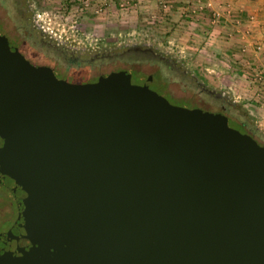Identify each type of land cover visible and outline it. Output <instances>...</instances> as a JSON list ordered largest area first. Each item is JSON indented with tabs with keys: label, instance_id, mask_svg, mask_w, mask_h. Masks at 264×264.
Returning <instances> with one entry per match:
<instances>
[{
	"label": "water",
	"instance_id": "obj_1",
	"mask_svg": "<svg viewBox=\"0 0 264 264\" xmlns=\"http://www.w3.org/2000/svg\"><path fill=\"white\" fill-rule=\"evenodd\" d=\"M0 264H264V146L120 71L59 79L0 33Z\"/></svg>",
	"mask_w": 264,
	"mask_h": 264
},
{
	"label": "rangeland",
	"instance_id": "obj_2",
	"mask_svg": "<svg viewBox=\"0 0 264 264\" xmlns=\"http://www.w3.org/2000/svg\"><path fill=\"white\" fill-rule=\"evenodd\" d=\"M122 1L29 0V3L33 15L47 35H52L54 42L79 58L90 61L96 53L119 51L132 44L147 43L177 60L194 80L197 79L213 90L236 100V106L228 107L231 115L242 119L241 116L246 114L249 120L261 127L254 104L246 103L238 97L233 83L222 81L223 76L217 73V69L211 72L210 65L213 63L208 59V52L194 49V42L187 40V37L180 33L181 28H178L177 22L172 19L178 16L176 19L183 20L184 17L177 13L175 15V7L166 10L158 2L153 7H141L145 0H131L122 6ZM48 53L54 55L53 52ZM70 67L74 72L83 71L86 75H91L102 72L106 69V64L86 62L78 67ZM170 76L177 82L181 81L178 77ZM181 83V88L188 86L192 91H198L187 82ZM206 100L203 105L207 108L216 107L212 100Z\"/></svg>",
	"mask_w": 264,
	"mask_h": 264
},
{
	"label": "flooded vegetation",
	"instance_id": "obj_3",
	"mask_svg": "<svg viewBox=\"0 0 264 264\" xmlns=\"http://www.w3.org/2000/svg\"><path fill=\"white\" fill-rule=\"evenodd\" d=\"M0 33L32 64L51 68L59 79L72 83H90L98 81L102 76L125 71L131 74L133 83L147 85L173 104L222 113L228 117V121L233 117L228 107L236 106V100L213 90L197 79L194 80L177 60L147 43L132 44L119 51L96 53L90 61L79 58L54 42L52 35H47L46 30L33 15L29 0H0ZM48 52H53L54 55ZM86 62L89 64L103 62L106 69L100 73L86 75L83 71L74 72L70 67H78ZM170 75L195 86L198 91H192L188 86L181 88L183 83L173 80ZM206 99L212 100L216 107L207 108L203 105V102H207ZM241 117L247 121L243 123L246 132H242L250 134L264 146V131L249 120L246 114ZM17 214L12 194L0 183V232L7 230L14 223Z\"/></svg>",
	"mask_w": 264,
	"mask_h": 264
},
{
	"label": "crops",
	"instance_id": "obj_4",
	"mask_svg": "<svg viewBox=\"0 0 264 264\" xmlns=\"http://www.w3.org/2000/svg\"><path fill=\"white\" fill-rule=\"evenodd\" d=\"M168 1L177 9L175 15L184 17L172 19L180 33L194 42V49L208 52L211 72L217 69L222 81L233 83L238 97L254 104L264 131V0ZM156 2L162 4L150 0L141 7Z\"/></svg>",
	"mask_w": 264,
	"mask_h": 264
},
{
	"label": "trees",
	"instance_id": "obj_5",
	"mask_svg": "<svg viewBox=\"0 0 264 264\" xmlns=\"http://www.w3.org/2000/svg\"><path fill=\"white\" fill-rule=\"evenodd\" d=\"M233 117H231L230 118V124L232 125V126H234V127H236V128H239L241 131H243V132H246L245 130H244V128L243 127H245L244 125H243V123H245V122H247L246 120H244V119H239V117L238 116H236V115H232Z\"/></svg>",
	"mask_w": 264,
	"mask_h": 264
},
{
	"label": "built area",
	"instance_id": "obj_6",
	"mask_svg": "<svg viewBox=\"0 0 264 264\" xmlns=\"http://www.w3.org/2000/svg\"><path fill=\"white\" fill-rule=\"evenodd\" d=\"M131 0H123L121 5L125 6L126 3L130 2ZM145 1H150V0H145ZM159 2L162 3V6L166 9L169 10L173 7V5L171 4V1L168 0H158ZM183 15V14H182ZM216 18V17H215ZM186 19V18H185ZM261 45H264V41H262Z\"/></svg>",
	"mask_w": 264,
	"mask_h": 264
}]
</instances>
